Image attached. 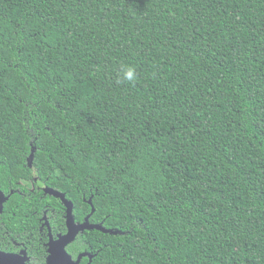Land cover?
I'll list each match as a JSON object with an SVG mask.
<instances>
[{
  "label": "trees",
  "instance_id": "16d2710c",
  "mask_svg": "<svg viewBox=\"0 0 264 264\" xmlns=\"http://www.w3.org/2000/svg\"><path fill=\"white\" fill-rule=\"evenodd\" d=\"M43 186L108 231L80 264H264V0H0V250L27 264L44 215L66 231Z\"/></svg>",
  "mask_w": 264,
  "mask_h": 264
},
{
  "label": "water",
  "instance_id": "95a60500",
  "mask_svg": "<svg viewBox=\"0 0 264 264\" xmlns=\"http://www.w3.org/2000/svg\"><path fill=\"white\" fill-rule=\"evenodd\" d=\"M33 161V154L31 153L27 159L28 167L31 168ZM45 195L52 196L60 200L65 208V226L66 233L58 235L56 238L50 233L49 223L45 217H43L44 225L48 230V242L46 244L47 248V258L46 264H80L82 258L87 257L90 261L91 256L87 253H81L77 256L75 260L67 253L66 248L68 245L73 243L79 234L85 231L98 230L104 233L108 231L102 228L100 225L90 224L89 217L94 213V207L92 205L91 199L88 200V204L91 207V212L83 222L75 223L73 218V204L71 201L65 198V195L51 188L45 187L43 189ZM7 198L4 197L3 193L0 192V213L3 211V205ZM0 264H26V256L24 253L20 255L5 254L0 252Z\"/></svg>",
  "mask_w": 264,
  "mask_h": 264
},
{
  "label": "flooded vegetation",
  "instance_id": "af4514ba",
  "mask_svg": "<svg viewBox=\"0 0 264 264\" xmlns=\"http://www.w3.org/2000/svg\"><path fill=\"white\" fill-rule=\"evenodd\" d=\"M23 186L26 188V189H28V191H33L34 190V183L33 182H31V183H24L23 184ZM45 188V186H43L42 187V189H44ZM0 192L1 193H3L1 190H0ZM3 195H4V197H6L7 198V200H8V196L7 195H5L4 193H3ZM6 200V201H7ZM64 207V206H63ZM64 210H65V208H64ZM2 213H0V215H1ZM44 217L46 218V216L44 215ZM47 220V219H46ZM64 220H65V215H64ZM42 221H43V223H42V225H41V229L42 228H45L46 230H47V228H46V226L44 225V220H43V218H42ZM66 228V227H65ZM67 231V230H66ZM66 231H65V233H66ZM47 233H48V230H47ZM50 233H51V231H50ZM64 233V234H65ZM80 235V234H79ZM58 236V235H57ZM56 236V237H57ZM54 238V237H53ZM11 242H12V247H11V251H6V250H0V252H2V253H5V254H14V255H22L23 253H24V255L26 256V264H27V262H28V260H29V257H28V252H27V250L26 249H23L22 247H20V243H18V242H16V241H14V240H11ZM46 258H47V256H46Z\"/></svg>",
  "mask_w": 264,
  "mask_h": 264
},
{
  "label": "clouds",
  "instance_id": "9594fccd",
  "mask_svg": "<svg viewBox=\"0 0 264 264\" xmlns=\"http://www.w3.org/2000/svg\"><path fill=\"white\" fill-rule=\"evenodd\" d=\"M121 78L126 82H135L137 80V72L135 67L131 65L121 66Z\"/></svg>",
  "mask_w": 264,
  "mask_h": 264
}]
</instances>
